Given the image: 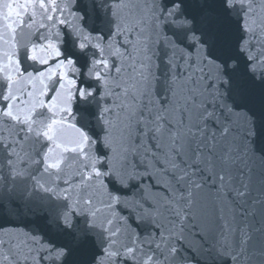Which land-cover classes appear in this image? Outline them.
I'll use <instances>...</instances> for the list:
<instances>
[{"label": "water", "instance_id": "95a60500", "mask_svg": "<svg viewBox=\"0 0 264 264\" xmlns=\"http://www.w3.org/2000/svg\"><path fill=\"white\" fill-rule=\"evenodd\" d=\"M0 264H264V0H37Z\"/></svg>", "mask_w": 264, "mask_h": 264}]
</instances>
